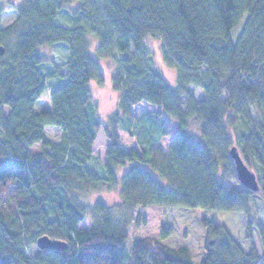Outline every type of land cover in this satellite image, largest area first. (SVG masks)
I'll list each match as a JSON object with an SVG mask.
<instances>
[{"label": "trees", "instance_id": "obj_1", "mask_svg": "<svg viewBox=\"0 0 264 264\" xmlns=\"http://www.w3.org/2000/svg\"><path fill=\"white\" fill-rule=\"evenodd\" d=\"M14 10L0 28V264H264L256 208L264 206V0H19ZM61 12L69 27L56 24ZM148 37L160 40L175 87L154 67ZM57 43L68 58L44 74L39 49ZM102 61H114L118 94L105 121L89 89L103 82ZM53 79L63 83L50 92V109L35 112ZM141 103L157 108L149 113L157 123L137 131ZM163 114L178 129L167 150L158 143L171 135ZM46 127L60 131L57 142ZM119 128L141 132L137 147L122 148ZM100 129L109 142L102 177L91 168ZM232 147L258 192L238 182ZM115 190L126 210L118 222L102 202L79 198ZM138 206H159L164 217L157 236L129 242ZM94 216L99 222L79 226ZM41 236L67 249L40 250Z\"/></svg>", "mask_w": 264, "mask_h": 264}, {"label": "rangeland", "instance_id": "obj_2", "mask_svg": "<svg viewBox=\"0 0 264 264\" xmlns=\"http://www.w3.org/2000/svg\"><path fill=\"white\" fill-rule=\"evenodd\" d=\"M19 2V0H0V8L2 9V13L0 16V28L7 27L16 19V13L14 7ZM66 13H62L61 15L58 13L56 17V24L70 26L67 25V17ZM241 25H238L231 33V38L235 41L236 37L240 33ZM96 43V40H95ZM152 53V63L155 65L154 67L160 72L163 79L171 86L175 87L176 85V70L173 68L167 67L163 62V51L160 40L154 37H148L146 39L145 44ZM95 46L91 49V54H94ZM40 54L43 55L44 65L41 67V71L44 74H48L52 72L53 65H62L66 62L68 58V47L63 43L54 44L51 47H43L39 49ZM113 62H101L102 70H103V82L99 85L96 81H92L89 84V89L91 96L95 102L96 110L98 113L99 119L105 121L108 115L114 112L118 103V94L112 89L111 83V72L113 69ZM109 64L112 67H109ZM63 81L60 80H50L48 82V89L41 95V97L35 102L34 110L35 112L46 111L50 109V92L55 88L59 87ZM194 97L196 100H200L202 98V92L199 89L193 88ZM157 111L156 107H153L147 103H141L133 108L134 119L137 120L133 123V128L137 131L142 130L145 125L153 124L156 126L157 120L151 116L149 113H154ZM149 114V115H145ZM162 119L164 122V127L169 130L171 133L170 136L162 138L158 143L159 145L167 150L169 143L175 138L178 134L177 124L170 120L166 115H162ZM133 120V121H135ZM190 132L197 135L196 133V125H191ZM134 131V130H133ZM60 133V131L56 128H47L45 130V135L48 139L57 140L56 136ZM117 134L121 143L122 148L129 149L130 147H137V140L141 139L143 135L141 132L137 134L136 132L132 133V136L122 128L117 130ZM153 136V135H152ZM108 141L103 133V130L97 134V137L91 147L92 155L95 158V165L93 164L91 168L98 174V176L103 175L102 172V164L106 162L105 159V149L108 145ZM40 145H35L31 148L32 152L40 151ZM251 170V169H250ZM255 173L253 170H251ZM122 170L118 171V174ZM231 187H235L233 184H229ZM85 204L89 205L95 202H102L108 208L113 209L111 218L115 222L121 220L120 210L126 211L121 206L120 196L118 195V191L115 190L113 192H105L100 191L94 193L86 198L79 197ZM259 211H264V206L260 204L256 206ZM128 217V215H127ZM164 210L159 206H147L142 208L140 206L136 207L134 210L130 212L129 215V225L127 229V234L129 238V242L141 237H154L159 233L160 225L163 221ZM100 216H97L91 220L90 218H86L79 226L83 228H89L93 222H99ZM137 224V226H136Z\"/></svg>", "mask_w": 264, "mask_h": 264}, {"label": "water", "instance_id": "obj_3", "mask_svg": "<svg viewBox=\"0 0 264 264\" xmlns=\"http://www.w3.org/2000/svg\"><path fill=\"white\" fill-rule=\"evenodd\" d=\"M4 53V48L0 46V56ZM230 158L234 162L236 178L238 182L246 189L256 193L259 191V186L255 173H253L242 160L237 149L232 147L229 150ZM36 246L40 250L49 251H64L67 249V244L63 241L51 240L47 236H41L36 241Z\"/></svg>", "mask_w": 264, "mask_h": 264}, {"label": "crops", "instance_id": "obj_4", "mask_svg": "<svg viewBox=\"0 0 264 264\" xmlns=\"http://www.w3.org/2000/svg\"><path fill=\"white\" fill-rule=\"evenodd\" d=\"M47 128H51V127H46L45 129H44V132H45V130L47 129ZM53 128V127H52ZM60 134V133H59ZM58 134V135H59ZM46 136V135H45ZM56 139H57V136H56ZM50 141H52V142H57V140H52V139H49Z\"/></svg>", "mask_w": 264, "mask_h": 264}]
</instances>
